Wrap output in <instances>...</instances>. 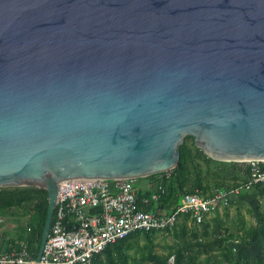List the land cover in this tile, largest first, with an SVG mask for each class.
I'll return each mask as SVG.
<instances>
[{
	"label": "water",
	"instance_id": "1",
	"mask_svg": "<svg viewBox=\"0 0 264 264\" xmlns=\"http://www.w3.org/2000/svg\"><path fill=\"white\" fill-rule=\"evenodd\" d=\"M186 137L264 162V0H0V188L170 172Z\"/></svg>",
	"mask_w": 264,
	"mask_h": 264
},
{
	"label": "trees",
	"instance_id": "2",
	"mask_svg": "<svg viewBox=\"0 0 264 264\" xmlns=\"http://www.w3.org/2000/svg\"><path fill=\"white\" fill-rule=\"evenodd\" d=\"M190 140H193L191 144ZM201 163L206 165V170ZM249 178L250 168L246 163L214 160L196 146L193 137H186L181 147L179 165L170 172L147 177L146 179L151 180L154 185L152 190L139 189L141 199L150 197L158 191L159 186L165 189V194L158 201H151L149 204L142 202L141 208L148 212L171 214L187 195L199 194L208 198L219 191L234 190L247 183ZM257 188H262L260 195L263 196L264 184L257 185ZM13 209H26L29 212L25 223L28 235L24 242L16 239L5 242L3 252L17 251L22 243H27L34 259H37L49 209V192L36 187L0 188V213ZM189 218L190 215L183 216L172 230L161 231L173 233L179 240L180 246L168 256L158 255L153 248V236L160 232L135 233L106 248L96 257L95 264H168L172 256H175L176 264H203L200 262L201 256L208 257L207 264H264V250L259 252L253 261H248L243 256L244 252L259 240V227L247 231L243 227L240 228L243 231L240 230L237 234H245L240 237L232 235L229 226L218 215L212 226L206 223L207 219L203 224L197 225L204 228L203 232L199 233L196 229L191 230L185 223L178 225L181 219ZM262 224L264 214L260 215L259 219V226ZM234 236L236 239H233ZM143 237L149 241V251L140 259H132L128 253ZM236 241H239L237 244L240 246H237Z\"/></svg>",
	"mask_w": 264,
	"mask_h": 264
},
{
	"label": "built area",
	"instance_id": "3",
	"mask_svg": "<svg viewBox=\"0 0 264 264\" xmlns=\"http://www.w3.org/2000/svg\"><path fill=\"white\" fill-rule=\"evenodd\" d=\"M247 164L250 178L244 185L208 198L187 195L171 214L141 208L142 202L158 201L165 194L162 186L150 197L141 199L136 179L65 181L56 200L54 220L40 264H95L96 257L110 245L135 233L172 230L186 215L201 225L221 207H227L232 196L264 184V162ZM0 264H36V259L28 244L22 243L17 251L0 253ZM168 264H176L175 256L170 257Z\"/></svg>",
	"mask_w": 264,
	"mask_h": 264
},
{
	"label": "rangeland",
	"instance_id": "4",
	"mask_svg": "<svg viewBox=\"0 0 264 264\" xmlns=\"http://www.w3.org/2000/svg\"><path fill=\"white\" fill-rule=\"evenodd\" d=\"M193 142V140H190V144ZM230 163V162H229ZM203 166V169L206 170V165L204 163H201ZM240 170V169H238ZM241 171V170H240ZM146 179V178H144ZM142 181L143 179H138ZM137 180V181H138ZM137 185L139 186L138 182ZM142 187H144L142 185ZM246 192V191H242ZM244 194H239L237 196H241ZM235 196V197H237ZM234 196H232L231 203L228 207L219 209L218 212L212 215L210 219L207 220V224H210L212 226L213 221L216 216L225 217L227 222L226 224L229 226V230H231L232 235H239L237 234L241 229H253L259 227V222L257 224L256 220H254V213L250 209H246L247 207L246 203H243L242 200L237 201ZM258 212H261L258 210ZM246 215H248L250 218L247 219ZM29 217V212L26 209H13L11 211H7L4 213H0V241H3V251L5 249V242L16 239L19 242H24L27 237V231L25 229V223L27 221V218ZM185 223L191 230H197L199 233H202L204 228L203 226H197L192 218L189 219H181L179 222V226ZM248 225H253V228H249ZM243 231V229L241 230ZM245 234V232H243ZM241 234V235H243ZM239 235V237L241 236ZM231 235H228L230 237ZM176 236L173 235V233H167V232H160L153 236V248L155 252L158 255L161 256H168L170 252L173 250L175 251L180 245L179 240L175 238ZM233 237V236H232ZM233 239H236L235 236ZM231 240V239H230ZM230 240L228 242H230ZM240 246V244H237V246ZM150 245L149 241L143 237L139 240L138 243H135L134 249L130 251L128 254L132 259L135 257L137 259H140L145 253L149 251ZM264 250V227L261 231V237L260 240L253 244L251 246V249L249 250L251 254L258 253ZM240 254L238 253V257ZM208 257L201 256L200 262L203 264L208 262ZM256 258V256L252 258H245L248 261H253ZM133 262V260H131Z\"/></svg>",
	"mask_w": 264,
	"mask_h": 264
},
{
	"label": "crops",
	"instance_id": "5",
	"mask_svg": "<svg viewBox=\"0 0 264 264\" xmlns=\"http://www.w3.org/2000/svg\"><path fill=\"white\" fill-rule=\"evenodd\" d=\"M138 184H139V186H138L139 189H142L143 191L152 190L154 187L152 181L149 179H143L142 181L139 180ZM142 185L144 187H142ZM261 191H262V188H257V186H256L249 191L240 193V194H244V195H241V196L235 195L237 197L234 196L237 201L242 200L243 203L247 204V207H245V208L250 209L254 213L253 215H254V217H256V218H254V220H256L257 224H258L259 219H260V213L258 212V210L261 209V212L264 213V195L263 196L260 195ZM222 208H224V207H221L220 209H222ZM212 215H210L207 218V220L210 219L212 217ZM246 218L249 219L250 217L248 215H246ZM221 219L224 220L225 222H227L225 217H221ZM248 226H249V228H253L252 227L253 225H248ZM263 227H264V224L259 226L260 237H261V231H262ZM247 230L248 229H246L245 231H247ZM259 240H260V238H259ZM3 241L4 240L0 241V253L3 252ZM250 249H251V247L246 252H244V255H243L244 258H252L253 256L255 257L259 254V252L251 254L249 251Z\"/></svg>",
	"mask_w": 264,
	"mask_h": 264
}]
</instances>
